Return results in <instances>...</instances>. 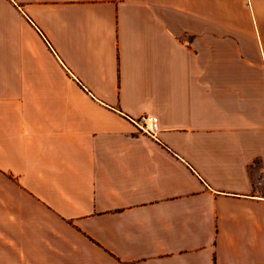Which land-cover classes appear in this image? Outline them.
Listing matches in <instances>:
<instances>
[{"label":"crops","instance_id":"crops-1","mask_svg":"<svg viewBox=\"0 0 264 264\" xmlns=\"http://www.w3.org/2000/svg\"><path fill=\"white\" fill-rule=\"evenodd\" d=\"M0 264H264V0H0Z\"/></svg>","mask_w":264,"mask_h":264},{"label":"built area","instance_id":"built-area-1","mask_svg":"<svg viewBox=\"0 0 264 264\" xmlns=\"http://www.w3.org/2000/svg\"><path fill=\"white\" fill-rule=\"evenodd\" d=\"M130 120L140 131L153 139L156 138L158 132V119L156 116L144 113Z\"/></svg>","mask_w":264,"mask_h":264}]
</instances>
